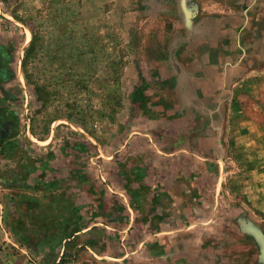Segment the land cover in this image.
<instances>
[{
  "label": "rangeland",
  "instance_id": "374dc122",
  "mask_svg": "<svg viewBox=\"0 0 264 264\" xmlns=\"http://www.w3.org/2000/svg\"><path fill=\"white\" fill-rule=\"evenodd\" d=\"M7 74L0 264H264V0H0Z\"/></svg>",
  "mask_w": 264,
  "mask_h": 264
},
{
  "label": "crops",
  "instance_id": "0c3cea01",
  "mask_svg": "<svg viewBox=\"0 0 264 264\" xmlns=\"http://www.w3.org/2000/svg\"><path fill=\"white\" fill-rule=\"evenodd\" d=\"M9 81H11V76H9V74H7V75H4V76H2V77H0V87L3 89V91H5V84L7 83V82H9ZM7 99H5V97H3L2 98V102H3V105H4V102L6 101ZM2 109H4L5 110V105L4 106H2ZM0 118H1V116H0ZM7 118L6 117H3L2 116V119L0 120V122L1 123H3V124H5V120H6ZM6 122H7V124H8V121L6 120ZM242 124V123H241ZM3 127H4V125H3ZM249 137H252V136H254V134L252 135L251 133H246ZM256 135V134H255Z\"/></svg>",
  "mask_w": 264,
  "mask_h": 264
},
{
  "label": "trees",
  "instance_id": "16d2710c",
  "mask_svg": "<svg viewBox=\"0 0 264 264\" xmlns=\"http://www.w3.org/2000/svg\"><path fill=\"white\" fill-rule=\"evenodd\" d=\"M30 44H31V43H30ZM30 46H31V45H30ZM29 48H30V47H29ZM29 48H28V49H29ZM26 54H27V50L25 51L24 58H23V61H22V68H24L25 59H26V57H27ZM22 73H23L24 79H28V80H29V76L25 73L24 70L22 71ZM29 81H30V80H29ZM30 83H31V82H30ZM31 85L34 87V89L36 90V92L39 91V89L36 88L35 85H34L33 83H32Z\"/></svg>",
  "mask_w": 264,
  "mask_h": 264
}]
</instances>
